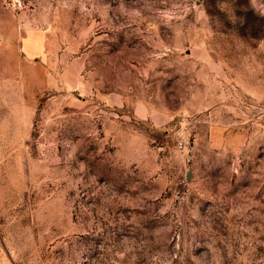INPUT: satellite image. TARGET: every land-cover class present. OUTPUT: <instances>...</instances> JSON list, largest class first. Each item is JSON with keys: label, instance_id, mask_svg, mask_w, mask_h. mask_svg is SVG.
<instances>
[{"label": "rangeland", "instance_id": "374dc122", "mask_svg": "<svg viewBox=\"0 0 264 264\" xmlns=\"http://www.w3.org/2000/svg\"><path fill=\"white\" fill-rule=\"evenodd\" d=\"M0 264H264V0H0Z\"/></svg>", "mask_w": 264, "mask_h": 264}, {"label": "crops", "instance_id": "0c3cea01", "mask_svg": "<svg viewBox=\"0 0 264 264\" xmlns=\"http://www.w3.org/2000/svg\"><path fill=\"white\" fill-rule=\"evenodd\" d=\"M134 113H136L139 117L145 116L146 115V110L144 107L140 105H136L134 107Z\"/></svg>", "mask_w": 264, "mask_h": 264}]
</instances>
